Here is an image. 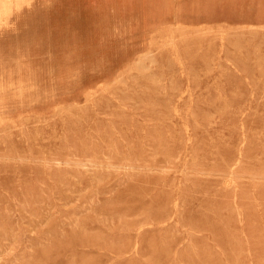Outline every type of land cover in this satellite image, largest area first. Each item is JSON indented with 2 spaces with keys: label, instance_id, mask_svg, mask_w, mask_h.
<instances>
[{
  "label": "rangeland",
  "instance_id": "374dc122",
  "mask_svg": "<svg viewBox=\"0 0 264 264\" xmlns=\"http://www.w3.org/2000/svg\"><path fill=\"white\" fill-rule=\"evenodd\" d=\"M0 264H264V0H0Z\"/></svg>",
  "mask_w": 264,
  "mask_h": 264
},
{
  "label": "bare ground",
  "instance_id": "6f19581e",
  "mask_svg": "<svg viewBox=\"0 0 264 264\" xmlns=\"http://www.w3.org/2000/svg\"><path fill=\"white\" fill-rule=\"evenodd\" d=\"M174 6V5H173ZM243 36V35H242Z\"/></svg>",
  "mask_w": 264,
  "mask_h": 264
}]
</instances>
